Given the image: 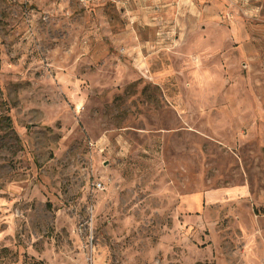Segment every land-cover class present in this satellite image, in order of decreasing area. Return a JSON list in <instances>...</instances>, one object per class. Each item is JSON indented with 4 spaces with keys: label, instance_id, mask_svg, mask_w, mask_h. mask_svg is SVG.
<instances>
[{
    "label": "rangeland",
    "instance_id": "rangeland-1",
    "mask_svg": "<svg viewBox=\"0 0 264 264\" xmlns=\"http://www.w3.org/2000/svg\"><path fill=\"white\" fill-rule=\"evenodd\" d=\"M198 3L0 0V264H264V0Z\"/></svg>",
    "mask_w": 264,
    "mask_h": 264
},
{
    "label": "crops",
    "instance_id": "crops-1",
    "mask_svg": "<svg viewBox=\"0 0 264 264\" xmlns=\"http://www.w3.org/2000/svg\"><path fill=\"white\" fill-rule=\"evenodd\" d=\"M161 2L165 4L167 7L170 6V8H167V10L174 9L175 12H176V4H178L181 7L184 4L186 5V7L192 6L193 8H196L198 11H200L198 8L199 6L198 0H161ZM181 7L178 13H181L183 10L185 11L187 10L185 7L184 8Z\"/></svg>",
    "mask_w": 264,
    "mask_h": 264
},
{
    "label": "built area",
    "instance_id": "built-area-1",
    "mask_svg": "<svg viewBox=\"0 0 264 264\" xmlns=\"http://www.w3.org/2000/svg\"><path fill=\"white\" fill-rule=\"evenodd\" d=\"M97 188H98V189H102V188H103V187H102V184H98V185H97Z\"/></svg>",
    "mask_w": 264,
    "mask_h": 264
}]
</instances>
